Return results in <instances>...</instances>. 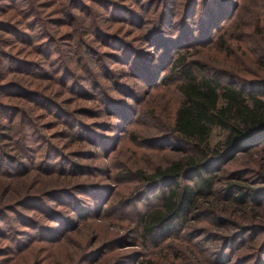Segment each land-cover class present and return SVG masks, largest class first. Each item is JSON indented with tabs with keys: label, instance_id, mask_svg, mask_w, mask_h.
I'll return each mask as SVG.
<instances>
[{
	"label": "rangeland",
	"instance_id": "obj_1",
	"mask_svg": "<svg viewBox=\"0 0 264 264\" xmlns=\"http://www.w3.org/2000/svg\"><path fill=\"white\" fill-rule=\"evenodd\" d=\"M55 1L0 0V6H2L0 9L2 11L0 13V85L8 81H19V73L5 70V58H8V55L10 58L24 63L26 60L32 59L44 69L50 68L47 58L51 55L50 59H55L56 68L61 67L62 64L70 68L71 82L72 79L75 81L72 84L69 81L66 85L61 84V86L47 81H39V83L49 86L48 90L40 91L45 92L44 94L57 91L50 96L52 101L61 104L65 111L77 109L74 110L76 120L88 125L94 139L108 144V147L101 149L105 150L104 155L100 154L101 150L93 146V142L73 140L69 135L74 134L75 131L71 130V125L66 120L53 113L49 114L45 109L36 110L34 115L37 118L34 119V122L40 129L39 133L46 137V141L56 149V153L50 155V167H54L55 173H48L45 176H41L43 174L40 173L37 179L29 175H21L16 178L2 176L0 177V200L5 203L9 199H17L16 192L20 190V187H17L26 183L27 187H33V189L29 187L31 190L27 191L37 193L36 196L41 195L45 199L46 205L53 209L54 220L50 219L42 210H31L37 208L27 209L25 206L16 205L15 208L18 207L19 212L27 216L34 224L30 228H23L16 224L13 216L9 215L10 224L14 228H18L21 233L25 231V233H30L29 236L40 235V238L37 237L28 242V245L21 248L20 251L14 247L11 248L12 252L6 256V263L136 264L145 260L149 261L148 264H224L225 262L221 263L220 261L233 255V260L228 264H236V259H239L236 257L243 255V257L250 256L251 260L249 261H253L254 255L260 258L264 251V248L261 247L264 243V221H262L264 219V204L259 207H250L251 212L259 217L257 222L260 223L261 231L240 230L238 226L226 223L219 230L212 228L199 216L191 213L187 226L178 235H170L164 242L148 243L144 242L140 236L141 230L138 226L137 214L145 209L146 204H151L153 192L130 198V194L140 185L137 186L136 179L127 180L123 178L126 174L122 172L119 174L121 169L130 170L131 174L135 172L149 173L178 155V152L168 149H157L152 146H143V144L136 145L129 141V134L134 131L138 139L146 136H158L155 132L149 135V129L153 127L151 119L154 117L162 119L163 116L169 118L173 114L177 101L174 93L175 84L160 83L164 75L161 74L157 84L147 85L145 81L136 76V71H142L144 68L155 70L159 65L158 56L162 55V49L159 48L158 43H152L148 38L142 36L145 29H151L155 25L161 7L166 9L165 16L167 18L162 37L179 41L178 36L182 33L180 30L182 28V9L186 0H74V3H76L75 1L87 3L88 7H92V10H98L103 17L100 20L101 23H98L101 31L117 36L123 42L131 44L134 52L132 54H136V58L137 54L141 53L140 62L143 65L138 63L135 68L133 58L132 60L122 58L121 62L113 60L112 54L120 55L124 50L119 46H117L118 49L114 47L112 50L109 44L105 45L94 35L92 28L90 34H84V31L81 34L76 31L77 43L75 40L71 43L68 40L70 37L62 36V33L70 29L71 18L68 16V12H62L58 8ZM62 1L66 3L68 0ZM142 1L145 2L146 7L143 6ZM214 1L217 3L216 0ZM236 2H238V8L233 18L226 21L213 34L214 37H217L220 32L230 27V31L234 34V37L230 38L232 41L230 50L210 49L205 56L211 60L216 59L218 62L226 63L230 70L236 71L234 73H239L248 79L264 77V65L261 66L259 63V60H263L264 57V0H229L228 8L231 9L232 4ZM12 3L18 4L19 10L22 8L21 11H26V13L21 14L20 11L9 10ZM253 3L258 5L253 8ZM75 6L73 4L71 8L65 7V9L67 11L71 9V15L82 16V12ZM133 10L136 15L144 16L145 23L139 29L132 31L130 24L122 18H130L131 15L128 14ZM109 13L112 16H109ZM59 18L66 19L65 26L50 25ZM94 18L91 17V20ZM169 20L173 25L171 22L169 23ZM187 23L192 29L199 24L196 18L191 16ZM9 24L21 30L25 29L24 34L35 41L26 42L27 40L19 36L15 37L8 29ZM47 35L52 37V42L44 47L42 44L48 38ZM241 36L244 37L239 40L238 37ZM27 44H31L32 48H27ZM86 44L96 50V54H93L92 58H87L83 52V45ZM172 47L173 45L169 44L167 50H173ZM48 48L47 56L43 52ZM106 52L110 54L105 55ZM27 56L30 58L27 59ZM102 66L112 72L109 79L104 78L100 73ZM3 71L5 72L3 73ZM82 75H84L83 78ZM74 76L79 77L75 78ZM149 76L152 77V75ZM90 78L96 81V89L91 88ZM26 79L30 82L35 81L31 77ZM154 80L155 78L152 83ZM118 85L125 91H133L136 95L135 99L121 95L118 92ZM77 86L84 88L90 94L97 95H92V97L90 94L88 96L77 94ZM98 96L102 99L98 100ZM107 96L108 100H116L113 110L115 112L105 107L107 101L104 100L107 99L104 98ZM11 97L6 99L0 94V102H8L9 106L23 105L22 100H19L17 96ZM262 97L264 98V92ZM140 99L142 100L140 101ZM85 107L88 109L86 113L78 110ZM124 110L126 112L122 113ZM132 113H136V115L133 116ZM130 114L132 116L127 120L126 117ZM5 118L6 114L1 113L0 128L2 129L0 132L2 131L3 135L7 133L10 121H13V119ZM131 118L134 120L127 124ZM1 123H4L3 127ZM19 127L21 126H18L15 132L17 138H21L25 134L19 130ZM217 136V134L214 135V137ZM11 138L12 134H9L2 144L9 147ZM48 150L49 147L38 152V161L48 154ZM58 153L62 155L60 160L57 158ZM256 158L250 160L247 166L244 164L245 159H240L236 164L237 169L242 166H245L240 168L242 170L247 167L259 169L257 165L260 161L258 156ZM52 160L56 162H52ZM71 164L77 166L78 169L71 171ZM57 171L59 173H56ZM33 172L36 171L33 170ZM114 175L119 179H112ZM236 176L239 179L248 180L252 186L264 185V182L256 183L255 175L249 171L244 172V175L241 173L231 175V179H235ZM224 181L226 180L221 178L217 185L219 186ZM8 182H13V185H8ZM15 184L18 185L15 186ZM10 186L13 187L11 193L2 194ZM92 187H95L92 189L95 197L86 192ZM138 192L134 194L137 195ZM29 195L33 194L29 193ZM217 195H220V192ZM126 201H132V203L122 209V205ZM216 201L219 203V207L226 205L220 200ZM9 213L13 214V212ZM231 218L235 217L231 216ZM50 227L57 228L58 233L48 235L46 228ZM204 227L208 230L203 233L201 229ZM232 230L237 236L229 241L223 239L222 235H230ZM251 234L256 235L252 237ZM227 245L232 249L229 252L225 251ZM257 249L259 250L256 253ZM249 261L247 264H252Z\"/></svg>",
	"mask_w": 264,
	"mask_h": 264
},
{
	"label": "trees",
	"instance_id": "obj_2",
	"mask_svg": "<svg viewBox=\"0 0 264 264\" xmlns=\"http://www.w3.org/2000/svg\"><path fill=\"white\" fill-rule=\"evenodd\" d=\"M55 2L59 6L58 8L62 12H68V16L71 18V27L68 26L70 29L62 33V36L70 37L68 40L71 43L74 40L77 43L76 31L81 34L83 31L84 34H90V29L92 28L94 35L105 45L109 44L112 50L114 47L118 49L117 46L124 50L120 55L112 54L113 60L121 62L122 58H127V60H132L133 58L134 68L138 63L143 65L140 62L141 53L137 54L136 58V54H132L134 52L131 44L123 42L117 36L101 31L98 23H101L100 20L103 17L97 9L94 11L92 7H88L87 3H80V1H75L76 3H74V0H68L65 3L62 0H56ZM142 2L143 6L146 7L145 2ZM216 2L214 0H186L182 9V28L180 29L182 33L178 36L179 41L162 37L163 27L166 25L167 19L165 16L166 9H162V7V10L160 9L158 12V20L155 25L151 29H145L142 36L143 38H148L152 43H158L159 48L162 49V55L158 56L159 65L155 70L144 68L142 71H136V76L145 81L147 85L154 86L159 81L158 77L164 74L160 83L175 84L174 93L177 101L171 117L165 118L163 116L162 119L157 117L151 119L153 120V127L151 128L152 130L149 129V135L155 132L158 136H146L138 139L133 131V133L129 134V141L136 145L143 144V146L147 147L152 146L157 149H168L178 152L175 158L167 160L163 166H157L149 173L135 172L131 174L130 170L123 169L119 172V174L121 172L126 174L123 178L127 180L136 179L137 186L140 185L130 194V198L144 196L151 191L153 192L151 204H146L145 209L137 214L138 226L141 230L140 236L144 242H164L170 235H178L187 226L191 213L199 216L201 220L212 226V228L219 230L226 223L238 226L240 230L261 231L259 228L260 223H258L259 221L257 222L259 217L251 212L250 207H259L264 204V185L252 186L248 180L239 179L237 176L235 179H231V175H237V173L244 175V172L249 171L255 175L254 180H256V183L264 182V154H262L264 153V98L262 97L264 77L248 79L239 73H234L236 71L234 69L230 70L226 63L218 62L216 59L211 60L205 56L210 49L229 51L232 44L230 38L234 37L230 27L220 32L217 37H214L213 34L226 21L233 18L238 8V2L232 4L231 9L228 8L229 0H224L223 2L216 0ZM73 4L76 5L77 10L82 12V16L71 15V9L69 11L65 9V7L71 8ZM257 5L253 3L252 7L255 8ZM150 6L152 7L153 5ZM1 8L2 6H0ZM12 9L20 11L21 14L26 13V11H21L22 8L19 10L18 4L12 3L9 10ZM112 13L115 14V12ZM109 14V16H112L111 13ZM128 15H131L130 18L124 17L122 20H126L130 24L132 31L139 29L145 23L143 20L144 16L136 15L135 10L129 12ZM190 16L196 18L199 23L193 29L187 23ZM91 17L95 18L91 20ZM53 22L50 24L51 26L63 27L66 19L59 18ZM170 22L171 20H169ZM171 25H173L172 22ZM8 29L15 37L19 36L27 40L26 42L35 41L24 34L25 29L21 30L10 24ZM47 36L48 38L42 44L44 47L52 42V37ZM243 37H238V39L240 40ZM169 44L173 45V50H167ZM26 47L32 48L31 44H27ZM83 47V52L87 58H92V55L96 54V50L89 44L83 45ZM45 50L43 53L47 55L49 48ZM107 54L110 53L106 52L105 55ZM28 56L27 59L30 58ZM50 58L51 55L47 58L49 69H44L32 59L26 60V63H24L10 58L9 55L8 58H5V70L19 73V81H8L0 85V94L6 99L12 98L11 96H17L19 100H22L23 105L13 104V106H9L8 102H0V115L5 113V119H13L9 123L6 135H3L2 131L0 132V177L16 178L21 175H29L37 179L40 173L43 174L41 176L55 173L53 171L54 167H50V155L56 153V149L51 146V143L46 141V137L39 133L40 129L36 127L37 123L34 122V119L37 118L34 115L36 110L45 109L49 114L53 113L59 118L66 120L71 125V130L75 131L72 135L70 132L68 133L73 140L93 142V146H96L98 150L107 149L108 147V144L98 142L96 138L94 139L88 125L76 120L74 110L77 109L65 111L61 104L59 105L56 101H52L53 99L50 96L57 91H52L49 94H44L45 92L40 91L48 90L49 86L43 85L39 81H47L58 86H61V84L66 85L69 81L72 84L75 81V79H72L71 82V70L69 67L62 64L60 65L61 67L56 68L55 59ZM259 63H261V66L264 65V57L263 60H259ZM51 64L53 65L52 67ZM100 73L107 79L112 75V72L107 67L103 68V66ZM149 75H152V77ZM28 76L36 82L28 81L26 79L29 78ZM79 76L74 77L77 78ZM154 78V83H152ZM90 82L91 88L96 89V81L90 78ZM120 87L118 85V92L121 95L135 99L136 95L133 91H125ZM77 89V94L85 96L90 94L80 86ZM92 95L95 94H90V96ZM99 97L97 99L101 100L102 97ZM104 99H107L104 100L107 101L106 106H104L115 112L113 110L116 100H108V96ZM140 101L139 103H141ZM78 110L84 113L88 111L86 107ZM123 112H126V110ZM132 114L133 116L136 115V113ZM132 114L126 117L127 120L130 119ZM133 120L131 118L127 124H130ZM1 126L3 127L4 123H1ZM18 126H21L19 130L25 132L21 138H17L15 133ZM9 134H12V138L9 143L11 145L8 147L3 145L2 142ZM215 134L218 136L214 137ZM41 144L42 146L40 147ZM109 145L111 146V144ZM48 147V154L38 161V152L43 148L48 149ZM101 152L100 154L104 155L105 150H101ZM254 156H258L260 161L257 165L259 169L256 170V168L251 167H247L244 170L240 169L247 166L250 160L257 159ZM61 157L62 155L58 153V160ZM242 158L245 159V166L237 169L238 166L236 167V164ZM261 158L263 159L260 160ZM53 160L52 162H56ZM70 169L75 171L78 167L71 164ZM33 170L36 172H33ZM56 173L59 172L57 171ZM116 178H118L116 175L112 177V179ZM221 178L226 181L218 186L217 184L221 181ZM7 184L13 185V182H8ZM19 187L20 190L16 192L17 199H9L5 203L0 200V264H8L5 260L6 256L12 252L11 248L14 247L20 251L21 248L23 249L24 246L28 245V242L37 237L40 238V235H36V237L29 236L30 233H25V231L21 233L18 228H14L10 224L11 218L9 215L13 216L16 224L23 228H30L34 224L27 216L19 212L18 207L15 208L16 205L19 207L25 206L27 209L37 208L31 210H42L50 219L54 220V211L50 206L46 205L45 199L41 195L36 196L35 194L37 193L27 191L33 189V187L29 186L31 188L29 189L26 183H22L17 188ZM12 188L10 186L2 194H10ZM94 188L92 187L86 192L94 196L92 191ZM137 191L139 192L135 195L134 193ZM219 192L220 195H217ZM29 193L33 195H29ZM216 200L225 203V206L222 205L224 208L219 207V203ZM131 203L132 201H126L122 205V209H125ZM69 206H71V203H69ZM246 206H249V208ZM9 212H13V214ZM231 216L235 218H231ZM56 218L58 219L59 217ZM206 230L208 229L204 227L201 232L204 233ZM46 231L48 235L58 233V229L54 227L46 228ZM230 233V235L223 234V239L229 241L237 236L233 230ZM254 235L256 234H251L250 236L254 237ZM261 247L264 248V243H262ZM231 250L228 245L225 247L226 252ZM262 254L260 258L254 255L253 261H249L251 260L250 256L236 257L239 259H236L235 263L247 264L249 261L252 264H264V251ZM232 260L233 255L220 262L228 264ZM148 262L141 260L136 264H148Z\"/></svg>",
	"mask_w": 264,
	"mask_h": 264
}]
</instances>
